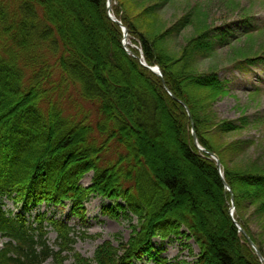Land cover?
<instances>
[{"label":"trees","instance_id":"obj_1","mask_svg":"<svg viewBox=\"0 0 264 264\" xmlns=\"http://www.w3.org/2000/svg\"><path fill=\"white\" fill-rule=\"evenodd\" d=\"M83 1L94 13V25L82 23L74 0H0V199L17 194L28 207L29 198L59 203L77 191L76 205L91 195L115 200L108 208L121 210L129 220L131 239L117 247L104 243L97 264H135L152 253L154 238L174 241L182 234L198 245L202 264H261L230 217L231 194L216 162L194 144L185 107L160 77L124 50L107 0ZM136 1L120 0L121 20L138 38L147 62L161 67L168 89L190 108L200 143L221 160L236 220L264 254L241 214L252 206L264 217V168L228 167L226 151L219 152L210 134H230L241 126L217 120L194 92L206 90L215 99L227 93V86L215 71L196 76L173 71V58H165L160 40L152 38L159 19L150 18H156L150 25L146 16L162 12L173 0H151L147 6L146 0ZM132 4L141 9L142 26L130 19ZM196 41L191 43L197 52L208 50ZM74 100L88 102L89 112L78 118L68 113L66 105ZM237 142L240 147L242 141ZM111 151L115 161L99 167V155ZM89 170L95 173L93 183L82 187L79 180ZM39 221V231L29 228L18 216L7 217L0 204V232L17 241L0 254V264H42L51 257L62 263L70 259L76 239L86 235L52 220L60 235V250L54 251L44 239L45 217ZM65 251L68 256H62ZM70 264L93 263L76 253ZM158 264L173 263L160 259Z\"/></svg>","mask_w":264,"mask_h":264},{"label":"rangeland","instance_id":"obj_2","mask_svg":"<svg viewBox=\"0 0 264 264\" xmlns=\"http://www.w3.org/2000/svg\"><path fill=\"white\" fill-rule=\"evenodd\" d=\"M74 1L72 8L77 14L79 13L78 17L82 23L85 25L89 21V24L94 25L95 21L92 20L94 13L87 10V3L85 4L83 0ZM158 1L166 2L167 0ZM136 2L134 0V3ZM119 3L120 0H112L111 9L121 19L124 8L120 9ZM137 4H132L134 9L129 10L130 19L142 26V22L137 18L141 11L137 9ZM167 4L162 12L146 16L150 25L156 19L150 18L159 19L154 29L157 35L153 33L152 38L155 41L160 40L157 43L162 52H167L168 57L165 58H173L171 61L173 71L184 69V72L193 73L195 76L218 72L220 79L227 86L226 94L214 99V94L206 90L194 92L198 93L201 105L205 106L209 112H213L217 120L236 121L241 126L238 131L230 134L221 136L211 133L210 137L219 146L220 153L226 151V160L230 169L243 171L250 166L252 170L255 167L264 168V62L260 61L264 56V0H173ZM147 5H149L148 2L145 6ZM148 23L144 24L145 28L148 27ZM89 34L90 32L85 34L87 41L91 38ZM193 40H197V43L202 41L207 45L208 50L201 51V54L205 55L202 56L194 49L191 43ZM128 41H131L135 48L138 46L132 37H129ZM89 110L88 102L74 100L66 105V111L77 118L78 115L81 117ZM95 110L94 107L91 119L96 116ZM242 118H245L246 124L241 123ZM237 141H242L240 147L235 146L238 145ZM112 152L99 155V167L115 161V154ZM157 162L160 167V162ZM185 172L188 174L186 169ZM93 176L94 170H89L81 181L82 186L90 184ZM73 193L74 195L69 192L61 197L59 201L61 207L56 208V213L60 212L58 217H68L69 208H71L69 205L71 201L76 200L77 191ZM113 201L99 195L78 205L79 211L83 212L85 217H80L76 210L68 218L69 224H83L87 221L81 226H76L77 230H85L86 235L84 239H78L70 255L68 251H65L62 256L69 255L72 261L77 253L91 263L97 264L98 251L104 243L117 247L121 240L127 242L131 239L132 228L129 220L124 217L121 210L117 208L112 210L107 207L115 204ZM6 204L8 208L13 207L11 202ZM83 206L85 210L82 209ZM52 208L48 206L51 211H53ZM231 210L234 216H237L236 207L235 209L232 207ZM241 214L250 223L253 233L262 243L261 247L264 250V217L260 218L256 213V207L252 206ZM135 223L136 220H133L132 224ZM48 237L50 244L53 245L56 233L51 231ZM1 242L0 238V245ZM251 249L255 255V250ZM156 251H159L160 256L172 258L173 264H199L200 262L198 258L200 249L186 234L179 235L177 240L171 243L165 240L164 244L158 237L156 249L152 251V255L144 256L137 261V264H155L153 258ZM100 258L101 256L99 260ZM70 259L62 263H55V260L50 259L44 264H69ZM261 264L264 263L261 262Z\"/></svg>","mask_w":264,"mask_h":264},{"label":"water","instance_id":"obj_3","mask_svg":"<svg viewBox=\"0 0 264 264\" xmlns=\"http://www.w3.org/2000/svg\"><path fill=\"white\" fill-rule=\"evenodd\" d=\"M110 18H111L114 22L118 23L119 25H121V26L123 27L122 23H121L119 20H117L115 17H113L112 15H110ZM124 30L126 31V28H124ZM144 65H145L146 67H148L149 69H151L152 71L156 72L157 74H159V75L162 77L159 68L150 67V66H148V65H146V64H144ZM164 83H165V82H164ZM174 98H176V97H174ZM181 102H182V104H183L184 106H186V104H185L183 101H181ZM189 114H190V116H191L190 111H189ZM193 137H194L195 144L199 147L198 137H197V135H196V133H195L194 130H193ZM199 148H200V147H199ZM200 149H202V148H200ZM202 150H204L205 152H207L210 156L214 157V158L216 159V161H217V164H218L219 168H220V160H219V158H218L213 152H209V151H207V150H205V149H202ZM240 230L245 234V236H246L247 239L249 240L250 244H252V245L255 247L253 241L249 238V236L247 235V233L245 232V230H243L242 228H240ZM255 248H256V247H255ZM256 249H257V248H256ZM257 251H258V250H257ZM258 254L261 255L259 251H258Z\"/></svg>","mask_w":264,"mask_h":264}]
</instances>
